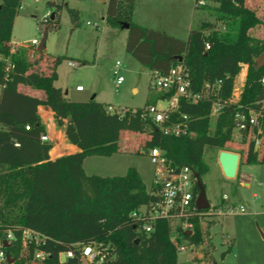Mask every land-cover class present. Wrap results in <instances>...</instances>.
Segmentation results:
<instances>
[{
  "label": "trees",
  "instance_id": "obj_1",
  "mask_svg": "<svg viewBox=\"0 0 264 264\" xmlns=\"http://www.w3.org/2000/svg\"><path fill=\"white\" fill-rule=\"evenodd\" d=\"M22 1L0 0V239L5 240L8 233L13 237L6 253L15 259L14 264H81V248L97 243L110 250L103 264H178V248L170 239L167 222H158L147 235L132 220L133 212L153 200L139 172L130 168L124 176H89L83 164L88 157L117 154L123 135L134 133L147 136L145 150L162 148L175 163L190 166L201 180L210 171L204 161L207 151L238 153L239 166L264 165V149L258 152L253 140L264 128V67H256L264 53V39L252 35L255 28L264 27L257 11L247 0H204L208 4L203 6L195 0V11L209 10L215 22L203 21L182 41L135 24L134 0H107L106 23L118 28L129 25L126 50L141 66L168 74L182 64L189 73L190 89L204 95L197 104L180 101L172 121L187 116L188 132L173 137L165 136L151 118L142 117L145 108L155 103L109 112V106L94 99H68L55 86L61 57L52 60L49 74L32 70L30 49L11 46ZM54 6L58 11L63 7L73 11L66 4ZM245 66L239 100L230 103L236 78ZM218 82L217 94H206L205 86ZM214 103L224 108L212 129ZM41 106L52 110L57 128L79 152L51 160L53 145L41 139L47 133L38 111ZM238 111L259 113V126L244 132L249 137L243 139L245 149L233 151L229 145ZM195 193L199 194L197 183ZM198 213L191 218L193 234H183L189 246L200 247L204 241L200 220L207 212ZM25 231L37 234L39 242L24 241ZM37 252L47 257L38 261ZM68 252L73 257L61 263V254Z\"/></svg>",
  "mask_w": 264,
  "mask_h": 264
},
{
  "label": "rangeland",
  "instance_id": "obj_2",
  "mask_svg": "<svg viewBox=\"0 0 264 264\" xmlns=\"http://www.w3.org/2000/svg\"><path fill=\"white\" fill-rule=\"evenodd\" d=\"M49 2L53 6H49ZM106 3L107 0H23L11 39L14 44L36 39L41 41L47 29L44 54L39 55L36 47H29L31 69L49 74L52 60L61 57L55 86L72 100L89 101L94 97L118 112L122 109H142L150 102L165 107L166 102L156 101L159 94L150 89L151 71L147 68L143 70L145 67L126 50L128 29L106 23ZM247 3L257 11L264 23V0H249ZM55 4H66L73 11L66 7L58 11ZM209 5L213 6L211 3ZM134 6L132 21L135 24L182 41H186L191 29L199 27L203 21L215 22L209 10L195 11L193 0H135ZM252 35L264 39V27L258 26ZM69 62L77 66L70 67ZM117 62L121 64L119 74L125 79L121 85H117L114 75ZM243 69L236 78L239 87L244 84L240 83ZM77 87H82L84 91L77 92ZM133 88L137 92L133 93ZM236 96L233 98L235 103L240 97ZM211 117L213 129L216 114L213 112ZM244 138L249 140L244 133L235 129L233 143L229 147L233 151L245 149ZM146 139V135L125 133L117 154L87 159L86 174L117 177L135 168L141 172L149 191L154 167L143 148ZM219 152L207 151L204 155L210 171L202 182L211 207L200 220L203 244L200 247L187 246L178 252V264H264V165H248L249 186L238 187L239 171L243 165L238 167L236 178L228 180L218 163ZM224 195L229 196V202H233L229 206L236 209L244 206L246 213L230 214L222 209L223 213L220 214L219 204ZM179 244L186 245L187 242L181 240ZM81 264L90 263L85 261Z\"/></svg>",
  "mask_w": 264,
  "mask_h": 264
},
{
  "label": "built area",
  "instance_id": "obj_3",
  "mask_svg": "<svg viewBox=\"0 0 264 264\" xmlns=\"http://www.w3.org/2000/svg\"><path fill=\"white\" fill-rule=\"evenodd\" d=\"M205 3L204 0H199L197 6H203ZM88 25L90 24L88 23ZM32 42L36 48L40 44L39 39ZM206 48L208 49L209 46ZM69 66L76 67L77 64L69 62ZM120 67L121 64L117 62L114 70V75L117 77V85H121L125 81L124 77L119 74ZM262 84L264 85V79ZM220 85L221 82L214 85L207 84L205 86L206 94L211 93L216 95L218 89H220ZM241 88L242 86L239 87L235 81L230 103H235L233 98L235 95H237L236 97L240 96ZM150 89L154 93L159 94L160 99L158 100L166 102V106L161 108L157 104H151L145 108L142 117L151 118L165 136L179 137L187 134L188 117L184 115L180 118V121L174 122L172 121V115L178 110L182 99L197 104L203 99L204 95L202 93H194L190 89L189 73L186 68L182 64H179L171 68L168 74H161L158 71L151 72ZM82 90V87H77V91ZM222 108H224L223 105L213 104L211 115H213V112L216 114L214 121H216ZM108 111L114 112L115 109L109 106ZM259 116V113L253 111L248 115L241 111L236 112L233 117L235 129L244 133L257 128L259 126ZM26 129L29 130V127H26ZM41 139L44 142H50L47 134L43 135ZM253 140L255 141V149L261 153L264 149V128H259L258 134L254 135ZM145 154L149 157L154 167L152 187L148 191L153 200L133 212L131 214L132 220L137 223L138 231L147 235L156 230L158 222H167L169 224L170 239L176 244L178 252H180L189 246L183 234H186L188 231L193 233L194 226L191 218L200 212L196 207L198 195L195 193L197 183L195 172L190 166L175 163L162 148L155 147L148 149L145 151ZM223 201H229V197L224 195ZM225 209L230 214L238 212L242 214L246 213L244 206H239L236 209V207L226 205ZM219 212L221 214L222 209ZM33 239L39 242L40 237L31 231L24 232V241ZM181 240L187 242V244H179ZM12 241L13 237L11 233H8L5 240L0 239V264H8L5 244H9ZM25 245L26 243H24ZM65 255L66 258L73 257L72 252L65 253ZM109 255L110 250L108 246L97 243L88 244L81 248L80 263L88 261L90 264H93L98 261V264H103L107 261ZM46 257V254L42 252L35 254V259L38 261H43Z\"/></svg>",
  "mask_w": 264,
  "mask_h": 264
},
{
  "label": "crops",
  "instance_id": "obj_4",
  "mask_svg": "<svg viewBox=\"0 0 264 264\" xmlns=\"http://www.w3.org/2000/svg\"><path fill=\"white\" fill-rule=\"evenodd\" d=\"M193 1H194V9H195V0H193ZM247 1H249V0H247ZM134 2H135V0H134ZM134 8H135V6H134ZM23 44L24 43H22V44H14L13 41H12V39H11V46H12L13 50L15 48L19 47V46H23ZM245 68L246 69H243V70L245 71V76H246L247 67H245ZM145 69L146 68H143V70H145ZM244 80H245V78L244 79L241 78V80H240L241 82L240 83H244ZM241 85L243 86V84H241ZM23 91L28 92V93H30L32 95H39L38 92L33 91L30 88H24ZM83 91L84 90L77 91V92H83ZM132 92L133 93L134 92H137V89L136 88H133L132 89ZM0 93H1V88H0ZM65 96L67 97V95H65ZM68 99H70V98H68ZM92 99L96 100L94 97L91 98L90 100H92ZM70 100L71 101H75V102H87V101H78V100H72V99H70ZM38 111H39V115H40L43 123L47 127V133L46 134L49 136L50 143H52V145H53V148H52V150L50 151V154H49L51 160L54 161V160H56V159H58L60 157L67 156V155H71V154H74V153L79 152V149L76 146H73V145L69 144V142L66 139L65 134L61 130H59L57 128V126L55 124L54 113L52 112V110L49 107L41 106V107H39ZM87 159H85L84 164H83L84 170H85V164H86ZM247 166L248 165H243L241 167L242 169L240 168V171H239L240 181H239L238 187L239 186L240 187L241 186H244V187H248L249 186V180H250V178H249V175H248V172H247ZM85 173H86V171H85ZM139 174L141 176V172H139ZM144 183H145V181H144ZM145 185H146V183H145ZM229 204L231 205V204H233V202L232 201L231 202H229V201L224 202L222 200V202L219 205L221 206V209H225L226 208V205H229Z\"/></svg>",
  "mask_w": 264,
  "mask_h": 264
},
{
  "label": "water",
  "instance_id": "obj_5",
  "mask_svg": "<svg viewBox=\"0 0 264 264\" xmlns=\"http://www.w3.org/2000/svg\"><path fill=\"white\" fill-rule=\"evenodd\" d=\"M51 19L52 20L54 19V15H52ZM123 28L128 29L129 25L126 24L123 26ZM47 40H48V30L46 29L40 41V44L37 47L38 52L41 53L46 50ZM32 46H33L32 41L23 44V47H27V48ZM256 67L258 69L264 67V53L256 60ZM218 163L225 178H227L228 180H234L236 178L240 163V155L238 153L229 152V151H220L218 154ZM195 177L199 188V194L196 201L197 210L200 212L207 211L210 209L211 204L207 198L206 188L201 178L197 174H195ZM192 234L193 233L191 231L186 232V235L188 236H191ZM5 246H7V244H5ZM66 260H67L66 255L61 254L60 262L64 263L66 262ZM7 262L8 264H14L15 259L11 258L10 255L7 254Z\"/></svg>",
  "mask_w": 264,
  "mask_h": 264
}]
</instances>
